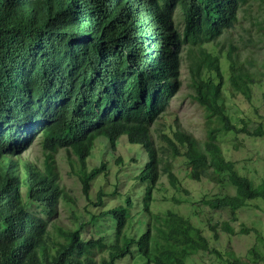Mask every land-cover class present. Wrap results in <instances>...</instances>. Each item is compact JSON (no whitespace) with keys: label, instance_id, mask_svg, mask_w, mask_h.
I'll return each mask as SVG.
<instances>
[{"label":"trees","instance_id":"trees-1","mask_svg":"<svg viewBox=\"0 0 264 264\" xmlns=\"http://www.w3.org/2000/svg\"><path fill=\"white\" fill-rule=\"evenodd\" d=\"M34 4L8 0L9 10L16 7L26 16L28 28L6 20L10 11L0 19V53L15 56L19 62L28 60L25 50L35 37ZM244 15L250 27L242 29L239 38L233 39L232 32L242 25L240 18ZM176 16L180 19H175ZM150 22L154 30H159L157 65L149 63L142 70L131 61L128 66L123 61L119 70L123 77L119 81L126 97L117 101L118 82L111 86V97L105 103L95 100L84 110H67L62 106L52 111L50 124L41 129L38 140L42 160L12 161L11 157L21 149L9 151L2 145L0 264H116L131 251H136L145 264H186L200 252H216L188 216L171 210L165 213L151 210L154 191L163 175H167L172 187L177 189L181 185L177 175L164 168L176 158L185 161L189 180L220 186L226 183L234 190V195L220 197L216 205L230 210V221L249 202L264 203V181L256 184L253 178L254 181L240 175L235 163L225 159L217 139L222 132L264 138V127L260 124L250 131L244 123L240 127L232 123L223 103L226 93L232 98L241 95L250 102L254 87L261 84L264 102V59L255 57L264 55V0H154ZM14 28L18 31L10 35V29ZM140 38L141 35L131 36V48L138 49ZM51 40L59 46L57 38ZM220 56L227 64L226 79ZM3 63L1 59V67ZM258 63L263 70H259ZM9 67L6 64L5 69H0V79L5 71L11 72ZM182 69L187 73L190 98L203 111L201 139L185 131L176 119L166 126L169 135L160 129L169 103L182 85ZM46 80L50 82L53 78L47 75ZM138 95L144 98L143 103L138 101ZM155 127L159 128L152 134ZM100 139L104 142L101 162L88 169L87 160ZM121 139L135 146V150L138 147L146 157L141 164L134 154L127 157L129 165H136L132 172L136 174L133 183L141 185V191L136 189L135 195L139 193V203L132 196L126 197L123 204L93 216L90 222L101 218L111 221V227L97 238L83 237V224L75 228L55 223L52 217L59 205L69 202L59 178L57 157L63 155L69 174L77 178L81 193L87 197L91 183L108 170L107 159L103 157L112 158L111 150ZM115 163L124 165L119 157ZM103 196L98 191L95 207L101 206ZM207 227L214 240L219 228L233 233L229 221ZM255 235L264 241L262 235ZM250 253L253 260L249 261L248 257L239 258L234 251L227 250L225 264H257L260 257L254 249Z\"/></svg>","mask_w":264,"mask_h":264},{"label":"clouds","instance_id":"clouds-1","mask_svg":"<svg viewBox=\"0 0 264 264\" xmlns=\"http://www.w3.org/2000/svg\"><path fill=\"white\" fill-rule=\"evenodd\" d=\"M153 1L23 0L35 3L36 33L25 50L28 60L19 62L15 56L0 53L3 66L11 69L0 79V151L2 145L9 151L20 148L11 158H22L19 154H25L32 138L39 140L55 109L84 110L95 100L105 103L111 86L122 80L119 70L124 60L127 66L131 61L142 70L149 63L157 65L159 30L150 22ZM6 15V20L28 28L26 16L16 7L9 10L8 0H0V19ZM17 31L10 29V35ZM136 35H141L138 49L129 43ZM50 37L57 38L59 46ZM47 75L53 80L48 82ZM122 97L126 90L120 82L117 101ZM143 100L138 95V101Z\"/></svg>","mask_w":264,"mask_h":264},{"label":"rangeland","instance_id":"rangeland-1","mask_svg":"<svg viewBox=\"0 0 264 264\" xmlns=\"http://www.w3.org/2000/svg\"><path fill=\"white\" fill-rule=\"evenodd\" d=\"M253 13L251 12V14ZM245 16L240 18L242 25H237L233 30V39L239 38L243 33L242 29L250 27L249 22L245 20ZM174 18L180 19L179 16ZM33 46L35 47V45ZM255 57L258 60L264 59L263 54H258ZM220 62L223 76L226 79L228 76L227 64L223 56H220ZM258 68L263 70L260 66ZM180 78L182 85L170 101L160 129L166 135H169L166 126L172 125L174 119H176L178 125L185 131L191 132L196 138L201 139L203 136V111L190 98L191 92L187 86L185 69L181 70ZM262 94L263 84L254 87L253 99L250 102L245 101L241 95L232 98L226 93V99L223 103L231 122L238 127L244 123L250 131L259 124L264 127ZM158 128H153L152 134L156 133ZM217 139L225 159L235 163L240 175L251 177L250 179H254L255 181H253L256 184L259 180L264 181V138H254L233 132H222L217 136ZM103 143L101 139L96 141L92 150V157L87 160L88 169L99 166L104 147ZM111 151L113 153L112 158H107V155L103 157V159H107L108 170L106 174L102 173L91 183L87 197L81 193V185L77 178L69 174L63 155L57 157L59 178L64 192L69 197V202H62L59 205L57 214L52 217L55 223L60 226L75 228L83 224L85 227L83 237L92 236L97 238L111 227V221L101 218L97 222H90L93 216L123 204L126 197L132 196L134 202L136 204L139 203L140 195L139 193L137 196L135 195L136 189L141 191V185L133 183V176L136 174L132 172L136 165L134 163L129 165L128 161L134 154V159L141 164L146 159L144 152L138 147L135 150V146L126 144L124 139H121L117 147ZM19 155L28 161L42 160L37 137L31 139L29 149L25 154L20 153ZM118 157L123 160L124 165L123 163H115ZM164 168L174 172L181 185L177 189L172 187L168 182L167 175H163L154 191V202L151 210L154 213H165L167 210H171L188 216L209 241L210 249L216 250V252H200L188 259L186 264H225L228 259L225 254L227 250L234 251L239 258L248 257L250 261L253 260L250 253L252 249L260 257L257 264H264V241L258 239L255 235V233H258L264 237V203L262 201L253 200L249 202L248 206L238 209L235 212V220L230 221V210L216 207L217 200L220 197L234 195V190L229 185L226 183L224 185L223 183L220 186L213 185L207 181L194 182L189 180L186 176L185 161L182 158L169 160ZM100 190L104 194L102 204L100 207H95L96 195ZM211 203L212 206L210 205ZM223 221H229L233 233L227 234L219 228L217 240H214L207 225H219ZM244 230H248V232H243ZM116 264H145V262L136 251H131L125 258L118 260Z\"/></svg>","mask_w":264,"mask_h":264},{"label":"bare ground","instance_id":"bare-ground-1","mask_svg":"<svg viewBox=\"0 0 264 264\" xmlns=\"http://www.w3.org/2000/svg\"><path fill=\"white\" fill-rule=\"evenodd\" d=\"M136 23H138V22H136ZM20 27V26H19ZM21 28V27H20ZM119 29H120V27H119ZM128 33L129 34H131V31L129 30L128 31ZM134 37V36H133ZM55 46H53V48H52V50H54L55 48H54ZM20 54V53H19ZM55 54H56V51H55ZM57 55V54H56ZM18 56V55H17ZM10 68V67H9ZM121 77H123V76H121ZM84 92V91H83ZM81 105H84V104H81ZM84 108V107H83Z\"/></svg>","mask_w":264,"mask_h":264},{"label":"water","instance_id":"water-1","mask_svg":"<svg viewBox=\"0 0 264 264\" xmlns=\"http://www.w3.org/2000/svg\"><path fill=\"white\" fill-rule=\"evenodd\" d=\"M91 10V9H90ZM78 46H80V45H78Z\"/></svg>","mask_w":264,"mask_h":264}]
</instances>
